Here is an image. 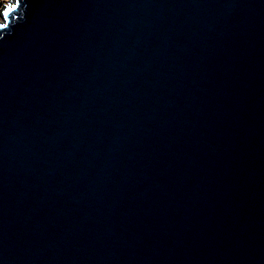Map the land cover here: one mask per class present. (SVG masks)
<instances>
[{
	"label": "water",
	"instance_id": "water-1",
	"mask_svg": "<svg viewBox=\"0 0 264 264\" xmlns=\"http://www.w3.org/2000/svg\"><path fill=\"white\" fill-rule=\"evenodd\" d=\"M0 17V264H264V0Z\"/></svg>",
	"mask_w": 264,
	"mask_h": 264
},
{
	"label": "snow or ice",
	"instance_id": "snow-or-ice-1",
	"mask_svg": "<svg viewBox=\"0 0 264 264\" xmlns=\"http://www.w3.org/2000/svg\"><path fill=\"white\" fill-rule=\"evenodd\" d=\"M21 0H14L13 3H8L4 10H0V14H2L5 21L8 20L11 13H13L16 9L20 7ZM8 27L7 23H0V29H4Z\"/></svg>",
	"mask_w": 264,
	"mask_h": 264
},
{
	"label": "rangeland",
	"instance_id": "rangeland-1",
	"mask_svg": "<svg viewBox=\"0 0 264 264\" xmlns=\"http://www.w3.org/2000/svg\"><path fill=\"white\" fill-rule=\"evenodd\" d=\"M12 1H14V0H8V2H12ZM3 5H4V3H0V10H3ZM0 21L2 22L3 21V19L0 17Z\"/></svg>",
	"mask_w": 264,
	"mask_h": 264
},
{
	"label": "clouds",
	"instance_id": "clouds-1",
	"mask_svg": "<svg viewBox=\"0 0 264 264\" xmlns=\"http://www.w3.org/2000/svg\"><path fill=\"white\" fill-rule=\"evenodd\" d=\"M8 0H0V3H7Z\"/></svg>",
	"mask_w": 264,
	"mask_h": 264
}]
</instances>
